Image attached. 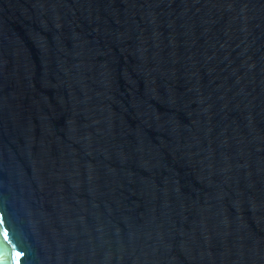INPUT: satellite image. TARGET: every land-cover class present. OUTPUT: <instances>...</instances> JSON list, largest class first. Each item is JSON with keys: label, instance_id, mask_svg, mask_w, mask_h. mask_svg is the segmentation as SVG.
<instances>
[{"label": "water", "instance_id": "95a60500", "mask_svg": "<svg viewBox=\"0 0 264 264\" xmlns=\"http://www.w3.org/2000/svg\"><path fill=\"white\" fill-rule=\"evenodd\" d=\"M0 264H264V0H0Z\"/></svg>", "mask_w": 264, "mask_h": 264}]
</instances>
